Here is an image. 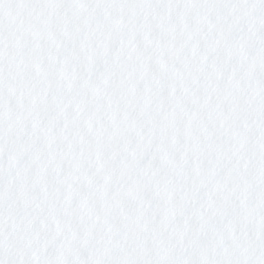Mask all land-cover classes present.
Wrapping results in <instances>:
<instances>
[{
    "label": "snow or ice",
    "instance_id": "6c2138e0",
    "mask_svg": "<svg viewBox=\"0 0 264 264\" xmlns=\"http://www.w3.org/2000/svg\"><path fill=\"white\" fill-rule=\"evenodd\" d=\"M0 264H264V0H0Z\"/></svg>",
    "mask_w": 264,
    "mask_h": 264
}]
</instances>
